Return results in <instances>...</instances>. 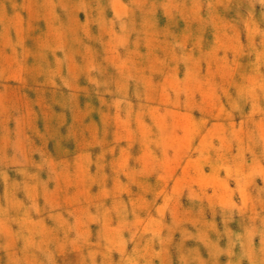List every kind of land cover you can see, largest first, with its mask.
<instances>
[{
	"label": "rangeland",
	"instance_id": "rangeland-1",
	"mask_svg": "<svg viewBox=\"0 0 264 264\" xmlns=\"http://www.w3.org/2000/svg\"><path fill=\"white\" fill-rule=\"evenodd\" d=\"M0 264H264V0H0Z\"/></svg>",
	"mask_w": 264,
	"mask_h": 264
}]
</instances>
